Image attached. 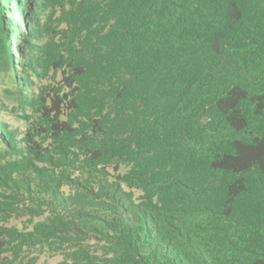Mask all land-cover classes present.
<instances>
[{"label": "trees", "instance_id": "16d2710c", "mask_svg": "<svg viewBox=\"0 0 264 264\" xmlns=\"http://www.w3.org/2000/svg\"><path fill=\"white\" fill-rule=\"evenodd\" d=\"M38 3L26 4L35 13ZM11 4L16 14L25 3L0 0V61L13 68L23 62H11V39H32L7 16ZM91 13L110 24L92 48L98 77L93 84L103 97L111 96L125 135L144 143L130 155L133 176L144 185L158 174L181 196L168 190L175 198L163 210L144 198L137 203L122 198L119 182L104 181L96 170L98 190L89 193L105 213L102 221L122 228L124 239L101 263L88 255L76 261L264 264V0H99ZM21 17L25 27L37 26ZM141 45L158 52L143 56ZM116 50L129 58L112 70L103 58ZM143 75L164 93L160 122L152 126L119 115L134 94L146 99L148 92L138 90ZM165 165L180 174L169 178ZM67 210L89 222L95 209L70 202ZM66 223L83 228L73 217Z\"/></svg>", "mask_w": 264, "mask_h": 264}, {"label": "rangeland", "instance_id": "374dc122", "mask_svg": "<svg viewBox=\"0 0 264 264\" xmlns=\"http://www.w3.org/2000/svg\"><path fill=\"white\" fill-rule=\"evenodd\" d=\"M22 1L23 12L13 14L11 4L6 14L32 42L11 39V62L23 65L10 68L0 61V264H79L76 259L87 255L101 263L124 238L123 229L105 224V213L96 210V197L89 193L98 190L93 172L119 182L126 192L121 197L137 203L144 198L163 210L175 197L158 174L146 177L144 185L133 176L130 155L143 140L125 135L115 120L118 108L108 102L111 96L103 97L93 84L98 77L92 48L110 25L91 13L99 0H34L39 2L35 13L29 0ZM21 15L37 26L25 27ZM154 49L158 52L152 45L138 48L143 56ZM128 58L116 50L103 59L115 70ZM152 87L143 75L138 90L148 92L146 99L134 94L120 117L159 124L164 93ZM163 167L169 168V178L180 174ZM153 190L156 195L149 196ZM70 202L95 209L93 219L68 213ZM70 217L83 228L67 226Z\"/></svg>", "mask_w": 264, "mask_h": 264}]
</instances>
